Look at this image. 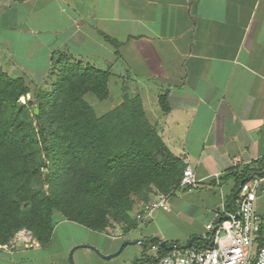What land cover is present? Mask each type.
<instances>
[{"label": "crops", "instance_id": "obj_1", "mask_svg": "<svg viewBox=\"0 0 264 264\" xmlns=\"http://www.w3.org/2000/svg\"><path fill=\"white\" fill-rule=\"evenodd\" d=\"M0 5L5 9L0 31L12 33H0L4 61L43 82L55 81L60 64L62 69L70 62L109 70L111 109L126 94L140 96L149 122L167 148L193 167L199 183L181 186L183 194L168 199L140 229L93 230L57 214L47 245L16 242L0 249V264H71V255L74 264L137 262L147 246L126 245L110 259L101 254H114L138 238L183 245L193 236L206 237L221 206L237 211V166L264 159V0H0ZM263 188L264 180L256 203L264 218Z\"/></svg>", "mask_w": 264, "mask_h": 264}, {"label": "trees", "instance_id": "obj_2", "mask_svg": "<svg viewBox=\"0 0 264 264\" xmlns=\"http://www.w3.org/2000/svg\"><path fill=\"white\" fill-rule=\"evenodd\" d=\"M110 74L65 64L51 90L39 91L37 112L33 100L21 101L31 94L25 79L0 66V249L22 229L47 245L57 213L93 230H105L109 217L135 228L130 215L135 197L148 199L152 186L165 195L181 187L187 165L149 122L140 96L126 94L102 115L86 100L87 95L101 101L110 97ZM160 102L168 111L166 95ZM239 167L234 174L240 186L264 175V159ZM45 183L49 193L36 186ZM161 241L149 238L147 248L159 244L162 254L169 253ZM205 245L197 237L192 247ZM150 259L147 250L142 260Z\"/></svg>", "mask_w": 264, "mask_h": 264}, {"label": "built area", "instance_id": "obj_3", "mask_svg": "<svg viewBox=\"0 0 264 264\" xmlns=\"http://www.w3.org/2000/svg\"><path fill=\"white\" fill-rule=\"evenodd\" d=\"M263 180L262 177H254L242 184L235 213L227 212L225 206L215 212L207 224V247H176L162 254L159 244H151L148 249L150 260L125 264H264V233L260 236L264 218L256 209ZM198 185L194 169L188 164L184 169L181 186L196 188ZM167 202L168 195H161L143 204L138 216L139 227L148 224L157 210L166 206ZM259 238L262 240L260 246Z\"/></svg>", "mask_w": 264, "mask_h": 264}, {"label": "rangeland", "instance_id": "obj_4", "mask_svg": "<svg viewBox=\"0 0 264 264\" xmlns=\"http://www.w3.org/2000/svg\"><path fill=\"white\" fill-rule=\"evenodd\" d=\"M2 12H5V9H4L3 5H0V13H2ZM2 22L3 21H1L0 23H2ZM0 33L2 35H4L5 37H12V33H10L7 29H1ZM1 52H2V49H0V55H1ZM0 61L2 63H8V65L3 64L4 67H2V68L10 76H12L14 78H18V77H22L24 79L26 78L25 81L31 89V94H29L27 97L21 98V101L25 102L26 100H33L35 102L33 107L38 109L39 102L37 100V95H38L39 91L43 90V89L48 90V91L51 90L52 84L54 81L43 82L42 80H39L37 78V76H32V77L25 76V75H27L26 70H24L19 65L12 64V62H10V61H4L3 57L2 58L0 57ZM70 63H72V62H70ZM61 67H62V64H60L59 70L61 69ZM56 75H57L56 76V78H57L58 74H56ZM86 100L93 106V108L95 109V111L97 112L98 115H102V114L108 112L114 106V103L107 101V100L101 101L93 95H87ZM37 112H39V109ZM46 112L47 111H45V114H43L44 116L46 115ZM42 170L47 171L46 168H43ZM36 186L38 188H43V190L47 193H49V191H50V184H47V183H45L44 185L36 184ZM148 194H149L148 199L135 197V204L133 206L132 211L130 212V215H131L132 219L136 221L137 227L132 228V229H140L138 216H139V213L141 212L143 204H147L148 202L157 199L161 195H165L163 192H161L159 189H157L154 186L151 187V191ZM181 194H183V190L178 189L175 194H170L168 196V199H169V201H171L176 196H181ZM57 214H59L60 216H63L61 213H57ZM123 226H126V225H124L120 221H117L113 217H109V223H108V226L106 229H108L109 231H112V232H116L120 227H123ZM81 231H82L81 229H76V233H78V234L81 233ZM82 234H85L84 231H82ZM34 239H35V237L33 236L31 231H29L27 229H22L15 234V236L10 240L9 245L6 248H10L12 245L16 244V242H18V243L22 242V244L30 245L33 243Z\"/></svg>", "mask_w": 264, "mask_h": 264}, {"label": "water", "instance_id": "obj_5", "mask_svg": "<svg viewBox=\"0 0 264 264\" xmlns=\"http://www.w3.org/2000/svg\"><path fill=\"white\" fill-rule=\"evenodd\" d=\"M38 111V109H36ZM202 240H206V237H200ZM154 238H151V240H153ZM197 239V236H193L189 241L188 243L186 244H183L182 247L183 248H189V247H192L194 245V241ZM149 239L148 238H138L136 240H128V241H125L118 252L114 253V254H111V255H104V254H101V256H103L104 258H107V259H110L111 257H114L116 255H118L126 245H129V244H142L143 246H147V243H148ZM212 244V242H211ZM161 246L163 248H165L166 250H173L175 249L176 247H178L177 245L175 244H168L167 241L165 240H162L161 241ZM206 247V245L204 246ZM70 260H71V264H74L73 260H72V255L70 256Z\"/></svg>", "mask_w": 264, "mask_h": 264}]
</instances>
